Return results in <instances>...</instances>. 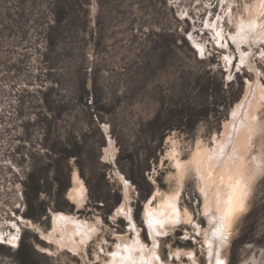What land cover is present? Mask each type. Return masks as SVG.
I'll return each instance as SVG.
<instances>
[{
    "label": "rangeland",
    "instance_id": "1",
    "mask_svg": "<svg viewBox=\"0 0 264 264\" xmlns=\"http://www.w3.org/2000/svg\"><path fill=\"white\" fill-rule=\"evenodd\" d=\"M164 204L178 219L151 232L143 212ZM57 212L94 225L77 252L46 240ZM0 236V264H111L135 236L152 264H264V0H0Z\"/></svg>",
    "mask_w": 264,
    "mask_h": 264
},
{
    "label": "bare ground",
    "instance_id": "2",
    "mask_svg": "<svg viewBox=\"0 0 264 264\" xmlns=\"http://www.w3.org/2000/svg\"><path fill=\"white\" fill-rule=\"evenodd\" d=\"M220 37H222V34L220 32ZM237 39V38H236ZM196 45V48L200 51L203 49V46L198 44L196 41H193ZM227 61L230 62V60L228 59ZM258 85V86H257ZM256 85V91L254 90V93L253 95L251 94V97L248 99L247 103H245V101L241 100L237 105H236V109L235 111L233 112V114H231L232 116V119L234 120L235 119V115L234 113L238 112V110H241L239 109L242 104H245V109H243L244 111V115L241 119H238L239 122H237L236 124H234L232 121H230V123L232 122L233 123V127L236 129V135L234 136L235 138L232 140L233 141V146L235 145L236 142H240L247 139L248 136H250V133L247 137H245L246 135L245 134H248V132L250 130V128H253L251 125L252 124H255L256 120H257V108L260 106V94L262 95L263 94V88L261 87L262 84H258L257 83ZM259 91V92H258ZM246 96V95H245ZM244 97V96H243ZM245 98V97H244ZM240 112V111H239ZM238 112V113H239ZM242 112V110H241ZM235 113V114H236ZM240 114V113H239ZM237 115V114H236ZM242 115V114H241ZM239 116V115H238ZM241 117V116H240ZM238 118V117H237ZM231 119V120H232ZM255 122V123H253ZM229 123V122H228ZM227 123V124H228ZM230 123L228 125H230ZM227 124H224V126L226 127ZM230 125V127H231ZM224 127V128H225ZM228 127V126H227ZM232 127V128H233ZM229 128V127H228ZM232 128L229 129V131L231 130L232 131ZM224 131H228V129H224L222 132ZM230 131V132H231ZM234 131V130H233ZM232 131V132H233ZM225 132V133H226ZM229 132L228 135H230L231 133ZM223 134L225 135L224 137H226V134ZM252 133V132H251ZM235 134V133H234ZM222 135V136H223ZM252 135V134H251ZM221 136V142L223 141V143L225 142L224 141V137L222 138ZM232 136V134H231ZM251 137V136H250ZM226 141H228L229 139H227V137L225 138ZM249 139V138H248ZM251 140V139H250ZM217 141V140H216ZM246 141V140H245ZM248 141V140H247ZM246 141V142H247ZM217 143L216 144V150L220 149V144L222 143ZM231 142V141H230ZM244 142V141H243ZM242 142V143H243ZM245 142V143H246ZM113 141L112 139H110L108 137V146L112 145ZM242 143H239L240 145ZM225 144V143H224ZM222 144V145H224ZM238 144V143H237ZM250 144V143H249ZM248 144V145H249ZM114 145V143H113ZM112 145V146H113ZM221 145V146H222ZM229 145V144H227ZM226 145V146H227ZM239 145V146H240ZM246 145V144H245ZM236 146V148H235ZM234 147H232V149H230L231 151H229V155H224V156H228L227 158H230L228 160H231V159H239L241 158L242 156L244 157V155H241V147L240 149L237 148L238 146L235 145ZM244 147V146H243ZM108 148V147H106ZM105 148V149H106ZM226 147H224L225 149ZM222 149H223V146H222ZM107 150V149H106ZM207 151V150H206ZM204 151L203 150V154L205 152L204 155H206L207 157H204L203 156H200L202 155L201 152L197 155H199L200 157L198 158L197 155L195 156V158L198 159L199 162L197 163H200L202 165V167L204 168V170L202 171V174L203 176L204 175H209V176H212V171H211V168H213V166L215 164H213V159H211L213 156L216 157V153H214V151ZM225 151V150H224ZM227 151V150H226ZM107 152V151H106ZM209 152H213L214 154H210ZM222 152V150L220 151ZM219 152V153H220ZM198 153V152H197ZM223 153V152H222ZM226 154V152H224ZM210 154V155H209ZM212 155V157H211ZM220 155V154H219ZM234 155V156H232ZM218 156V155H217ZM224 156H221V157H224ZM229 156H232V157H235V158H231ZM218 157H216L217 159ZM226 158V160H227ZM220 160V158H219ZM222 160V159H221ZM225 160V159H223ZM222 160V161H223ZM227 161L224 162V164L227 162ZM216 161V160H214ZM222 161L218 162V163H221L220 165H222ZM233 161V160H231ZM230 161V162H231ZM240 161V160H238ZM237 160H235L236 164H238ZM234 161L232 163H235ZM242 162V161H240ZM216 163V162H215ZM231 164V163H230ZM229 164V165H230ZM235 164V165H236ZM228 164L226 166H229ZM217 166V165H216ZM219 166V164H218ZM217 166V167H218ZM223 166V165H222ZM222 166H220V168H222ZM217 167H215V169L217 170ZM230 167V166H229ZM234 165L231 164V167L230 169L232 168L234 170ZM219 168V169H220ZM224 168V167H223ZM227 168V167H226ZM225 169V168H224ZM228 170H230L229 168H227ZM225 169V170H227ZM223 169H221L222 171ZM218 171V170H217ZM232 171V170H230ZM227 172V174L229 175L226 179V195L222 197V199L224 200V204L223 205H218L219 206V210H220V214L222 216H224V221H223V224L225 225H228L229 226L231 225V222L233 220V217L236 215L237 211H238V201L236 199V192L238 191V189L236 190V188H238V181L236 182L235 180V183L233 182V178L234 176H239L240 174V168L236 171L235 173H230ZM224 172V171H223ZM219 173H222L219 171ZM224 174V173H223ZM221 175V174H219ZM241 175V174H240ZM222 176V175H221ZM226 176V174H225ZM213 177V176H212ZM240 178V177H239ZM214 179V177H213ZM224 179V180H225ZM126 181V180H125ZM221 181V180H220ZM225 182V181H224ZM219 183V181H218ZM234 183V184H233ZM82 188L83 189V192H84V185H83V182L82 180L79 178V176L77 175L76 171L73 173V176H72V186L70 188V192H69V196L71 197L72 200H77V196L80 197V195L78 194L77 195V192L80 193L82 192V190L79 192L78 189L79 188ZM240 188V187H239ZM170 203H172L174 206H176V199L174 201V199H169ZM79 203V202H78ZM169 203V202H168ZM176 207H173L172 208V211H173V214L170 213V208H169V205L168 204H164V206L162 207L161 211H157L155 212L154 210L153 211H148L149 214H147V212H143V215L145 217V221L147 222V224L149 225L150 229H151V232H154V233H161V232H164L166 228V224L167 223H171V222H174L178 219V214L174 211ZM116 213V212H115ZM152 226L154 227L153 229L151 228V224ZM15 224V223H14ZM52 228L51 230L49 231L48 234H46V240H48L49 242H52V243H55V244H58L60 247H66L68 250L72 251V252H77L78 248L82 245V244H85L87 239L91 237V234H92V231L94 230V225L93 227L90 225V223H87V221H85L84 219H78L76 218L75 216L71 215V214H67V213H64V212H57V213H54L53 214V217H52ZM16 227V226H15ZM18 227V226H17ZM16 227V228H17ZM19 228V227H18ZM17 228V229H18ZM95 233V232H93ZM0 238H2L0 236ZM3 240V238L1 239ZM17 242H18V235L15 233V235H13L12 237L8 238V242L7 244L9 246H16L17 245ZM178 253H176L177 255ZM110 261L109 263L111 262V264H152L153 262V259L152 257L150 256V254L148 253V251L146 250V248L144 246H142V243L140 241V239L138 238V236H135L133 242H128V241H123V242H118L117 243V247L115 248V250H113L111 253H110ZM218 258V257H217ZM216 258V259H217ZM216 262V261H215Z\"/></svg>",
    "mask_w": 264,
    "mask_h": 264
},
{
    "label": "trees",
    "instance_id": "3",
    "mask_svg": "<svg viewBox=\"0 0 264 264\" xmlns=\"http://www.w3.org/2000/svg\"><path fill=\"white\" fill-rule=\"evenodd\" d=\"M64 155H66V156H73V155H76V154L73 153V152H67V151L64 150ZM75 161L79 165L77 158L75 159ZM131 180H133V179H131ZM86 183H87V181H86Z\"/></svg>",
    "mask_w": 264,
    "mask_h": 264
}]
</instances>
